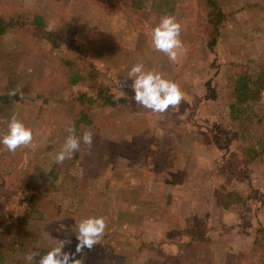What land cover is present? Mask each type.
I'll return each mask as SVG.
<instances>
[{
	"label": "rangeland",
	"instance_id": "obj_1",
	"mask_svg": "<svg viewBox=\"0 0 264 264\" xmlns=\"http://www.w3.org/2000/svg\"><path fill=\"white\" fill-rule=\"evenodd\" d=\"M221 2L227 17L211 45L203 0H0V16L18 22L0 38V93L19 96L0 107V136L14 115L34 132V146L15 155L0 145V264H27L25 254H46L59 240H71L64 251L75 253V225L93 216L108 227L77 255L84 264H257L264 85L240 119L231 106L239 77L254 88L264 72V0ZM34 14L58 45L32 33ZM165 15L183 25L178 63L151 44ZM137 63L180 85L177 110L137 107L128 79ZM77 75L85 83L71 86ZM98 88L126 101L95 107L86 114L92 125L77 128L78 95ZM69 127L78 136L90 130L92 148L81 143L56 164Z\"/></svg>",
	"mask_w": 264,
	"mask_h": 264
},
{
	"label": "clouds",
	"instance_id": "obj_2",
	"mask_svg": "<svg viewBox=\"0 0 264 264\" xmlns=\"http://www.w3.org/2000/svg\"><path fill=\"white\" fill-rule=\"evenodd\" d=\"M182 31L183 25L177 21L175 16H162L160 22L152 29V47L155 51L166 55L171 63H178L180 55L186 53L184 42L181 39ZM128 79L131 80L130 87L137 107L147 109L152 113L164 114L170 108L177 110L185 100V93L177 82L165 79L155 69L146 71L143 63H137L131 67ZM17 94L16 89L8 93L10 97ZM66 131L68 135L64 144L53 158L56 164L62 165L66 160H71L74 154L80 151L81 143L89 150L93 145V133L90 130L83 131L82 136L76 134L75 127H69ZM0 145L4 150L15 155L18 150L34 146V132L14 115L7 124V132L0 136ZM107 227V220L104 216L82 219L75 225V236L78 241L75 253L64 251L65 246L71 243V240L66 239L59 240L58 245L46 254L29 252L25 254L24 259L27 264H84L83 257L77 259V255L83 254L85 248L92 250L104 237Z\"/></svg>",
	"mask_w": 264,
	"mask_h": 264
},
{
	"label": "trees",
	"instance_id": "obj_3",
	"mask_svg": "<svg viewBox=\"0 0 264 264\" xmlns=\"http://www.w3.org/2000/svg\"><path fill=\"white\" fill-rule=\"evenodd\" d=\"M205 5L209 8L208 13V34L211 36V45L215 44L221 34L220 25L226 20V13L224 12L221 0H203ZM140 2V1H137ZM139 4V3H138ZM18 22L6 21L0 16V38L4 37L10 30L16 28ZM25 24V23H24ZM26 25V24H25ZM28 27L36 35L37 38L47 41L54 46L59 44V40L54 38V32L48 29L44 17L40 14H34L27 23ZM85 83V79H80L77 75L74 79H71V86L81 85ZM264 85V72L259 76L257 81L253 82L247 76L239 77V80L235 85V94L237 103L231 106V112L234 119H240L239 111L246 112L247 108L250 107L251 103L257 101L259 96V90L255 89L256 86ZM12 89H7L0 93V107L11 106L14 101L19 99L18 94L14 97H10L8 93ZM77 101L84 105V109L81 111V118L77 121L76 127H80L83 124L92 125V122L87 118V112L94 110L95 107H117L118 102H125L124 99H117V95L112 93L108 88H98L89 92H82L77 97ZM240 108V109H239ZM51 175H56L55 171H51ZM57 178V177H56ZM55 178V179H56ZM31 208L35 207L34 200L30 202ZM29 216L24 218L28 221ZM27 223V222H26ZM252 256L257 258V264H264V243L259 245L257 248L252 249ZM2 255V254H1ZM0 255V257H1Z\"/></svg>",
	"mask_w": 264,
	"mask_h": 264
},
{
	"label": "built area",
	"instance_id": "obj_4",
	"mask_svg": "<svg viewBox=\"0 0 264 264\" xmlns=\"http://www.w3.org/2000/svg\"><path fill=\"white\" fill-rule=\"evenodd\" d=\"M262 97H263V100H264V91H263V93H262ZM14 221H16V219H14Z\"/></svg>",
	"mask_w": 264,
	"mask_h": 264
}]
</instances>
